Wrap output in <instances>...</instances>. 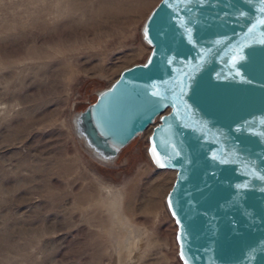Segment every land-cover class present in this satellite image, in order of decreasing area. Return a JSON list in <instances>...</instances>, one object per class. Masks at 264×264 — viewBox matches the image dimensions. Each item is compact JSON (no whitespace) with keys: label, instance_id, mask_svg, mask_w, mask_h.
Here are the masks:
<instances>
[{"label":"rangeland","instance_id":"rangeland-1","mask_svg":"<svg viewBox=\"0 0 264 264\" xmlns=\"http://www.w3.org/2000/svg\"><path fill=\"white\" fill-rule=\"evenodd\" d=\"M158 2L0 0V264H116L108 203L119 195L146 234L137 263L182 264L164 198L175 175L149 160L150 132L105 163L72 124L145 62L141 29Z\"/></svg>","mask_w":264,"mask_h":264},{"label":"water","instance_id":"water-1","mask_svg":"<svg viewBox=\"0 0 264 264\" xmlns=\"http://www.w3.org/2000/svg\"><path fill=\"white\" fill-rule=\"evenodd\" d=\"M261 6V0H159L141 29L150 47L145 62L121 70L72 118L76 136L105 163L151 128L149 160L175 172L165 205L182 264H264V180L252 174L264 173ZM153 138L170 157L165 167L152 158ZM240 184L250 187L239 190Z\"/></svg>","mask_w":264,"mask_h":264},{"label":"bare ground","instance_id":"bare-ground-1","mask_svg":"<svg viewBox=\"0 0 264 264\" xmlns=\"http://www.w3.org/2000/svg\"><path fill=\"white\" fill-rule=\"evenodd\" d=\"M150 130L151 128L146 131L150 132ZM172 174L175 175V172ZM120 197V195L116 197L113 196L108 203V208L111 214L110 230L115 247V260L117 262L115 263L127 264V262H130L131 260L137 263L135 252L141 248L142 243L146 239V234L130 220L127 211L124 209V206H122V200Z\"/></svg>","mask_w":264,"mask_h":264},{"label":"snow or ice","instance_id":"snow-or-ice-1","mask_svg":"<svg viewBox=\"0 0 264 264\" xmlns=\"http://www.w3.org/2000/svg\"><path fill=\"white\" fill-rule=\"evenodd\" d=\"M261 5H262V6L260 7L259 11H260L261 13H264V0H261ZM240 15H241V16H244L245 13L241 12ZM257 23H258V24H261V25H264V17L260 18V19L257 21ZM253 28H255V25H253ZM188 31H189V38H190V40H191V36H190V32H191V30H188ZM251 31H252V28L249 29V32H251ZM143 36H144V39H145L149 44L152 43V39H151V36H150V30H149V27H148V26H145V27H144V30H143ZM259 42L262 43V44H264V39H261ZM236 59H241V60H242V59H243V56H240V57H238V58L234 57V61H235ZM150 63H151V58H149V64H150ZM144 67H148V65L146 64V65H144ZM239 74H240V73L237 72V75H239ZM157 87H158L157 85H155V84L153 85V88H154V89L157 88ZM152 95H153V96H158V97H159V96H161V92L158 91V90H155V91L152 92ZM162 119H164V118L162 117ZM162 143H163V141H162ZM170 147L172 148L173 152H174L176 155H179V152L176 151V147H175L174 144L170 145ZM150 151H151L152 158H153L155 164L158 165L159 167H165V166H166V162L169 161L170 157L167 156V155H161V153L157 150V146H156V144H155L154 138H153V144H152V147H151ZM214 158H215V157H214ZM220 162H221V163H230V161H228V160H221ZM252 174H253L254 178H258V179H260V180H264V173H258V172H256L255 169H253V170H252ZM249 187H250L249 184H240V185H237V188H238L239 190H247ZM169 207H170V208L172 207L171 199H169ZM172 214H173V216L176 215V213H175L174 211H173ZM177 224H180V220H179V219H177ZM177 239H178V240L181 239V235L178 234ZM181 257L183 258V251L181 252ZM185 264H188V261H187L186 259H185Z\"/></svg>","mask_w":264,"mask_h":264},{"label":"trees","instance_id":"trees-1","mask_svg":"<svg viewBox=\"0 0 264 264\" xmlns=\"http://www.w3.org/2000/svg\"><path fill=\"white\" fill-rule=\"evenodd\" d=\"M96 101V95L94 96V101L93 102H95ZM93 102H91V103H93Z\"/></svg>","mask_w":264,"mask_h":264}]
</instances>
